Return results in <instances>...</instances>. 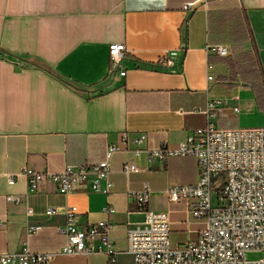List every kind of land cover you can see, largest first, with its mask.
Here are the masks:
<instances>
[{
    "label": "crops",
    "instance_id": "1",
    "mask_svg": "<svg viewBox=\"0 0 264 264\" xmlns=\"http://www.w3.org/2000/svg\"><path fill=\"white\" fill-rule=\"evenodd\" d=\"M189 2L195 5L185 10ZM237 24L245 32L240 46L253 53L257 65L239 74L205 50L222 43L232 53L230 31ZM113 43L124 44L126 56L111 72ZM167 52H177L182 61L173 71L157 65ZM208 63L217 68L213 86L206 81ZM209 97L228 102L219 111V127H264V0L206 5L199 0H0V252L16 251L27 241L30 252L58 253L64 244L62 211L75 206L82 226L109 221L110 238L122 251L118 264H134L123 252L126 229L142 222L145 213L126 191L144 184L150 189L149 209L168 212L171 245L195 239L204 224L188 219L184 201L170 203L164 194L169 186L196 181L191 157L147 161L142 155L136 160L140 171L125 177L121 166L133 159L121 151L109 161L113 187L107 196L83 189L63 195L52 182L43 192L25 195L23 176L13 185L7 178L24 168L57 172L96 164L125 131L145 134L148 149L162 144L174 149L206 125ZM8 194L20 195L21 201L8 202ZM108 204L114 213H105ZM27 208L33 216H26ZM48 208L59 212L47 216ZM27 222L40 230L27 235ZM49 264H108V259L56 254Z\"/></svg>",
    "mask_w": 264,
    "mask_h": 264
},
{
    "label": "built area",
    "instance_id": "2",
    "mask_svg": "<svg viewBox=\"0 0 264 264\" xmlns=\"http://www.w3.org/2000/svg\"><path fill=\"white\" fill-rule=\"evenodd\" d=\"M221 0H199L203 5ZM195 2L184 6L192 9ZM207 54L226 58L231 54L229 45L216 43L205 47ZM110 71L119 68L126 56L122 43H113L108 49ZM177 52L164 53L157 65L163 68H178L181 58ZM178 63L176 64V62ZM176 70V69H175ZM121 76L125 71H120ZM217 68L213 63L206 66V81L213 86L217 80ZM227 100L209 97L205 108L206 125L193 130L174 149L165 144L154 149L145 147L147 136L143 133L130 135L122 132L117 142L106 146L104 159L93 165L66 166L60 171H37L24 168L10 175L7 183L13 185L17 176L27 182L28 193H40L48 183H54L58 193L67 195L80 189L109 195L113 182L110 179L109 161L113 155L125 151L132 162H124L121 173L128 177L140 171L136 160L142 155L147 161L154 159L191 157L197 163V179L192 184L172 185L164 190L170 203L184 201L187 217L204 224L195 239L173 247L169 237L167 211L149 209L150 189L147 184L139 191L127 190V198L137 210L144 211L142 222L130 223L126 229V247L123 251L134 264H264V127L225 129L217 125L219 111ZM236 113L238 106L231 107ZM131 144V148L124 146ZM10 203L18 204L20 195H6ZM105 213H114L111 205ZM58 210L48 208L45 215ZM64 224L59 232L64 244L58 253H33L27 241L16 251L0 252V264H49L56 254L104 255L108 264H118L117 250L110 238L111 223L107 220L82 226L75 206H66L63 211ZM26 216H33L30 208ZM3 223L0 221V228ZM41 226L27 222V235L40 230ZM257 252L260 257L247 258L248 253Z\"/></svg>",
    "mask_w": 264,
    "mask_h": 264
},
{
    "label": "trees",
    "instance_id": "3",
    "mask_svg": "<svg viewBox=\"0 0 264 264\" xmlns=\"http://www.w3.org/2000/svg\"><path fill=\"white\" fill-rule=\"evenodd\" d=\"M244 40H245V32L243 30L242 25L240 24L232 25L230 31V42L233 43L234 50L228 57L224 59H226L229 69L233 71V73L235 72V74H239L245 69L256 70L257 65L253 53L244 50L240 46V43L243 42ZM39 66L49 71L48 68L44 65V63H40Z\"/></svg>",
    "mask_w": 264,
    "mask_h": 264
},
{
    "label": "rangeland",
    "instance_id": "4",
    "mask_svg": "<svg viewBox=\"0 0 264 264\" xmlns=\"http://www.w3.org/2000/svg\"><path fill=\"white\" fill-rule=\"evenodd\" d=\"M260 257V254L257 252H253V253H248L247 254V258L254 260Z\"/></svg>",
    "mask_w": 264,
    "mask_h": 264
}]
</instances>
